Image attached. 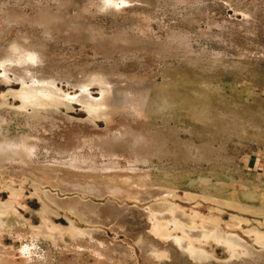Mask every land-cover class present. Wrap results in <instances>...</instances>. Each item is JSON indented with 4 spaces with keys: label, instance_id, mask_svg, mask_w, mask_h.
I'll return each mask as SVG.
<instances>
[{
    "label": "rangeland",
    "instance_id": "rangeland-1",
    "mask_svg": "<svg viewBox=\"0 0 264 264\" xmlns=\"http://www.w3.org/2000/svg\"><path fill=\"white\" fill-rule=\"evenodd\" d=\"M63 1L72 15L91 8L83 25L126 27L141 41L100 49L86 30L80 38L16 22L6 33L11 8L34 15L37 3L57 0H0V54L17 34L31 35L45 48L47 76H58L54 99L30 102L29 81L0 62V139L27 137L32 147L0 159V212L11 220L0 227V264H264V0H133L116 14ZM97 72L126 78L136 93L159 85L147 116L130 107L93 116L81 97L100 89L76 78ZM203 98L220 104L205 106L216 131L181 108L162 110ZM139 170H151L154 189L138 184ZM90 183L111 188L71 186Z\"/></svg>",
    "mask_w": 264,
    "mask_h": 264
},
{
    "label": "bare ground",
    "instance_id": "bare-ground-1",
    "mask_svg": "<svg viewBox=\"0 0 264 264\" xmlns=\"http://www.w3.org/2000/svg\"><path fill=\"white\" fill-rule=\"evenodd\" d=\"M128 1L130 2L133 0H92V4L98 8V10H96L98 12L116 14V12H118L117 10L125 8ZM37 4L38 10L34 15H32V13L31 15H27L15 8H11V11L7 12L8 14L6 15L7 26L5 28V32L7 33L10 29H13L14 26L12 24L13 22H16L19 25L20 30L38 28L44 33H47L50 29L58 31L65 30L71 35H76L80 38L82 36V32L86 30L87 41L97 45L100 49H114L118 46L125 45L137 46L141 41L128 36L129 33L126 27H123L122 30L118 31L117 33L106 34L104 31H101L100 29L91 25H83L84 23L79 16L83 13V11L91 12L90 7H86L83 10L78 8V14L72 15L70 14L69 9L66 8V2L63 0H57L56 4L49 2ZM208 32L212 33L211 30ZM1 52L3 53L0 54V62L4 71L6 73H13L16 78H20L23 81H29L30 84L26 87V90L28 91V93L25 95L26 101L39 102L43 100V97L50 100L54 99L53 94H57V92L52 85H54V82L58 79V76H54V74L47 76L49 71H47L46 67L49 65V62L47 60L45 48L35 37H32L28 34L19 33L14 36L6 45H4ZM69 80L70 79H68V81ZM76 81L77 85L81 88L88 85H95L100 89L101 95L97 99H90L88 95H82L81 97L82 100L88 103V108H90V112L93 116L107 115L108 117L111 113L125 112L127 107H130L129 111H133L134 113L142 116L145 113L146 105L150 101V83L148 86H146V90L136 93L131 90V86L124 82L128 81L126 78H117L115 76H109L100 72L94 73L92 76L82 74L80 78H76ZM34 104L37 105L38 103ZM46 112L50 113L51 110H46ZM136 141L139 144V139ZM31 149L32 147L28 142L27 137H18L8 141H3L0 139L1 160L9 157L14 158V156L27 157L31 153ZM142 170H139L140 178L138 184L140 183L141 187L143 184H146L147 186L150 185L149 188L155 187L156 185H151L154 180L152 179L150 173L147 170L143 173ZM130 180L135 181L133 179ZM71 186L80 190L83 189L85 192L98 191L105 188V186L111 188V184L108 185V183L103 187H97V185L94 183L83 185L81 187L75 184H71ZM2 211L4 210H1V212ZM76 211L78 214L81 213L80 209H76ZM1 212L0 227L9 225L11 220L8 217H5L4 214L2 215ZM76 233L78 234V232ZM227 239L234 246H243V244L236 238ZM258 240L264 244V234L259 236ZM247 250L248 255H250L252 258H256V256H258L253 249L247 248ZM233 256L240 257L241 255L236 249H234ZM203 257L206 258L205 255H203Z\"/></svg>",
    "mask_w": 264,
    "mask_h": 264
},
{
    "label": "crops",
    "instance_id": "crops-1",
    "mask_svg": "<svg viewBox=\"0 0 264 264\" xmlns=\"http://www.w3.org/2000/svg\"><path fill=\"white\" fill-rule=\"evenodd\" d=\"M151 85V91H156V92H158L159 90H161V88H160V86L159 85H156L155 84V82H154V84H153V82L152 83H150L149 84V86ZM223 88L222 87H218V88H215V89H213L215 92H218V93H220V94H222V90ZM213 91V92H214ZM150 96H151V93H150ZM222 97H223V95H222ZM149 102H152V101H149ZM199 103H200V105H199V107H192V106H188L189 104H187L186 102H173V101H170V102H168V104H163L162 105V110H164V111H167L169 108L170 109H173V110H180V108L181 109H183L184 110V114L185 115H192L194 118H196V119H199V120H201V121H198L199 123H201L200 125L202 126L201 128H203V130L204 131H216V130H214V128H211V126H212V122L211 121H208L212 116L209 114H207V112L209 111V107L207 108V110H206V107L205 106H210V109H212V108H215V107H220V104H218V105H216V102L215 101H208L207 100V98H203V99H201V100H199ZM192 107V108H191ZM142 116H147V114H146V110H145V113L142 115ZM194 123V122H193ZM207 123V124H206ZM218 131V133H220L221 132V130L219 129V130H217ZM141 133H142V135H143V137L145 136L144 134H143V132L141 131ZM145 138V137H144ZM204 140V139H203ZM147 141V139H145V142ZM223 143V145H222V148H221V144H220V142L218 143V148H214V150H218V154L219 155H221L222 154V152H225V144H224V142H222ZM207 147L206 146H204L203 148H202V155L204 156V157H206V153H205V149H206ZM200 148H198V147H195V151H194V155H195V157L197 156H200ZM149 173H150V175L152 176V173H151V170L150 171H148Z\"/></svg>",
    "mask_w": 264,
    "mask_h": 264
}]
</instances>
